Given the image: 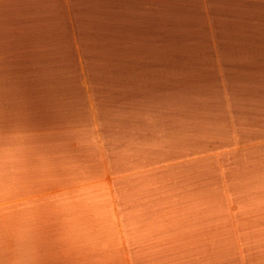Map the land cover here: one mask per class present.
<instances>
[{"label": "crops", "instance_id": "crops-1", "mask_svg": "<svg viewBox=\"0 0 264 264\" xmlns=\"http://www.w3.org/2000/svg\"><path fill=\"white\" fill-rule=\"evenodd\" d=\"M54 1L0 0V264H264V10L221 41L231 107L220 89L177 99L155 67L177 59L160 52L170 8L264 0ZM229 152L248 163L252 239L233 262L208 259L204 210Z\"/></svg>", "mask_w": 264, "mask_h": 264}, {"label": "rangeland", "instance_id": "rangeland-1", "mask_svg": "<svg viewBox=\"0 0 264 264\" xmlns=\"http://www.w3.org/2000/svg\"><path fill=\"white\" fill-rule=\"evenodd\" d=\"M57 5L55 3L53 6ZM170 9L171 18L161 19L162 28L157 29L161 31L160 41L163 40L160 52L177 59L161 61L155 67L158 69L160 66L162 71L172 70L175 73L173 79H176L177 99L181 96L182 99L190 98L189 101H192L199 91H208L210 94L213 91L214 93V89H220L217 86L224 85L223 80L222 82L219 80L227 78L223 72H219V67L225 62H229L237 52L236 48L233 50L234 45H222L221 41L226 39L227 42H231L240 39L241 35L245 36L241 24L245 25L246 20L254 21L256 16L260 20V13L264 8H258V12L251 11L250 8ZM167 28L168 30H166ZM254 48H260V51L264 50V46H254ZM169 66L170 69L167 68ZM233 89L238 91V88L233 86L219 90L226 94L227 99L225 98V100L230 104L229 107H231L229 96L233 93ZM186 91H190L189 94ZM195 101L200 100L195 98ZM209 109L213 111L214 107H209ZM218 157L219 161L224 163L223 166L225 168L228 166V168L224 172L210 169V202L208 207H204V210L210 216V220L215 217L214 222H210V224L213 227L216 226L214 228H219L220 232L216 233V230L212 229L211 231L210 228L207 248L211 252L208 259L227 262H233L236 259L246 260L249 259V247L252 243L248 163L244 164L243 162L241 172L239 170L235 172L234 168L235 166L239 167V163H237L238 160H233L230 152L224 158ZM243 159H248V155ZM229 179L233 183H228L226 186L225 183L227 184ZM215 182H221L224 186L214 188ZM10 223L8 217L0 218V228H9L11 227ZM256 239H254V244L260 245L261 242L256 243ZM261 239L264 244V237L258 235V241ZM205 240L206 238L203 240V246ZM258 253L260 256V251Z\"/></svg>", "mask_w": 264, "mask_h": 264}]
</instances>
